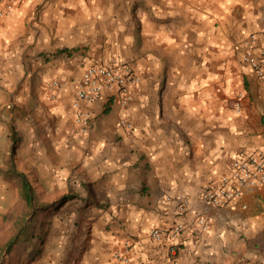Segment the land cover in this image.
Returning a JSON list of instances; mask_svg holds the SVG:
<instances>
[{
	"label": "crops",
	"instance_id": "obj_1",
	"mask_svg": "<svg viewBox=\"0 0 264 264\" xmlns=\"http://www.w3.org/2000/svg\"><path fill=\"white\" fill-rule=\"evenodd\" d=\"M255 31L264 0H19L0 17V151L16 121L36 195H73L67 264H264V187L230 207L200 198L264 151V95L234 50ZM118 63L139 77L128 105L83 104L81 134L84 72ZM178 224L177 237L150 236Z\"/></svg>",
	"mask_w": 264,
	"mask_h": 264
},
{
	"label": "built area",
	"instance_id": "obj_2",
	"mask_svg": "<svg viewBox=\"0 0 264 264\" xmlns=\"http://www.w3.org/2000/svg\"><path fill=\"white\" fill-rule=\"evenodd\" d=\"M19 0H0V17L5 11L12 8ZM239 54L241 63L248 67L264 95V31H255L248 34L234 47ZM139 83V77L134 66L130 63L114 65L93 64L86 69L76 90L75 123L83 135L91 129L93 114L83 104H91L103 100L106 96L113 97L115 102L125 107L131 98V88ZM53 82L52 86H57ZM240 98L236 102V109L240 108ZM264 187V151L239 157L234 160L230 174L225 175L217 184L203 187L200 198L207 204L217 207H230L240 202L247 189ZM180 203L181 210L185 211L188 201L182 197L175 198ZM245 204L242 209H246ZM200 224L204 225V221ZM183 231V225L172 228L152 229L150 236L157 242L177 237ZM117 258L121 257L117 255ZM123 261L128 262L127 258Z\"/></svg>",
	"mask_w": 264,
	"mask_h": 264
},
{
	"label": "rangeland",
	"instance_id": "obj_3",
	"mask_svg": "<svg viewBox=\"0 0 264 264\" xmlns=\"http://www.w3.org/2000/svg\"><path fill=\"white\" fill-rule=\"evenodd\" d=\"M11 128L17 129L16 121L11 123ZM9 146L8 154L5 152L2 156L0 151V264H67L66 236L72 229V221L67 219L70 212L63 209V202L52 206L56 201L37 195L33 209L27 207L20 182L13 172L14 169L22 172L17 156L18 144L14 167L10 158L11 141ZM26 175L33 185V177ZM40 194L44 195L41 191ZM22 226L24 230H21ZM14 236H17L14 240L17 243L9 255L6 245ZM261 249H264V239H261Z\"/></svg>",
	"mask_w": 264,
	"mask_h": 264
},
{
	"label": "trees",
	"instance_id": "obj_4",
	"mask_svg": "<svg viewBox=\"0 0 264 264\" xmlns=\"http://www.w3.org/2000/svg\"><path fill=\"white\" fill-rule=\"evenodd\" d=\"M10 141H11V157L10 158L12 161V166L14 167L13 162L15 159L17 144L19 142V138H17V134L14 129H11ZM13 172L20 182L23 199L25 200L26 205L32 210L37 201V196L33 188V185L25 173L16 171L15 169ZM72 198L73 196L64 195L58 201L54 202L52 206H56V203L60 201L64 203L65 201L72 199ZM24 229L25 227L22 226L21 230H24ZM16 237L17 236H14L13 238H11V240H9L6 245V250L8 251L9 255L11 254L14 245H16L17 243V241H14Z\"/></svg>",
	"mask_w": 264,
	"mask_h": 264
}]
</instances>
